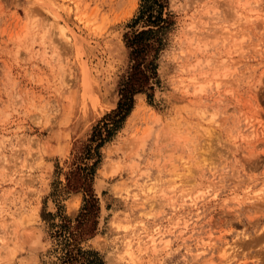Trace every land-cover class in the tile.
I'll return each mask as SVG.
<instances>
[{
	"label": "rangeland",
	"instance_id": "1",
	"mask_svg": "<svg viewBox=\"0 0 264 264\" xmlns=\"http://www.w3.org/2000/svg\"><path fill=\"white\" fill-rule=\"evenodd\" d=\"M137 6L0 0V264H59L58 219L42 215L81 206L64 177L115 106ZM168 8L159 87L101 149L95 231L79 245L104 264H264V0Z\"/></svg>",
	"mask_w": 264,
	"mask_h": 264
},
{
	"label": "trees",
	"instance_id": "2",
	"mask_svg": "<svg viewBox=\"0 0 264 264\" xmlns=\"http://www.w3.org/2000/svg\"><path fill=\"white\" fill-rule=\"evenodd\" d=\"M137 1V9L122 35L128 66L117 84L115 106L91 127L64 177V194L80 193L81 206L73 220L59 212L42 215L46 221L58 219L50 223V228L59 264H104L97 251L79 245L93 237L95 231L98 203L92 183L101 162L100 151L122 129L133 110L134 96L144 95L146 103L152 105L153 93L159 87L158 61L174 30V15L168 8V0Z\"/></svg>",
	"mask_w": 264,
	"mask_h": 264
},
{
	"label": "bare ground",
	"instance_id": "3",
	"mask_svg": "<svg viewBox=\"0 0 264 264\" xmlns=\"http://www.w3.org/2000/svg\"><path fill=\"white\" fill-rule=\"evenodd\" d=\"M64 31V30H63ZM70 32V31H69ZM71 33V32H70ZM74 36V35H73ZM75 37V36H74ZM75 39V38H74ZM192 80H194V79H192ZM200 86V85H199ZM186 226V225H185ZM170 232V231H169ZM151 235V234H150ZM161 235H164L158 228H156L155 229V235L154 236H152V238L150 237V241H149V243L150 244H155L156 245V243L157 242H160L161 241ZM160 240V241H159ZM157 241V242H156ZM153 248H154V246H153Z\"/></svg>",
	"mask_w": 264,
	"mask_h": 264
}]
</instances>
